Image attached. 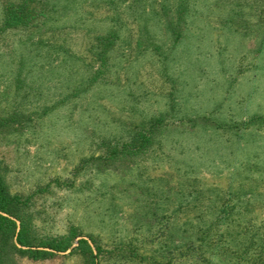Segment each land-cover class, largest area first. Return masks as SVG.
Here are the masks:
<instances>
[{
  "label": "rangeland",
  "instance_id": "rangeland-1",
  "mask_svg": "<svg viewBox=\"0 0 264 264\" xmlns=\"http://www.w3.org/2000/svg\"><path fill=\"white\" fill-rule=\"evenodd\" d=\"M0 178V264H264V0H0Z\"/></svg>",
  "mask_w": 264,
  "mask_h": 264
},
{
  "label": "trees",
  "instance_id": "trees-1",
  "mask_svg": "<svg viewBox=\"0 0 264 264\" xmlns=\"http://www.w3.org/2000/svg\"><path fill=\"white\" fill-rule=\"evenodd\" d=\"M12 17L11 15L7 16V22L10 21ZM14 21V19H12ZM104 37L100 38V42L108 40ZM25 207V201H22L21 196L19 194L12 195L8 192L4 182L0 178V235L3 239H7L13 235L16 223L12 217L19 218L17 213L19 210ZM27 230L25 229L22 221L20 225V229L16 235V240L20 245L27 246L26 249H20L22 252H28L30 256L33 257H46V256H54L56 252L65 251L67 247L70 245L67 242L68 238L66 235L62 237V239L54 241L55 243H47L54 251H47L44 249H38L36 243H33V239L30 235L27 234ZM81 255L82 259L85 262L89 261L91 264H98V251L100 248L97 247V253L92 250L91 246L85 239H80L78 245L73 247L71 251H77Z\"/></svg>",
  "mask_w": 264,
  "mask_h": 264
}]
</instances>
